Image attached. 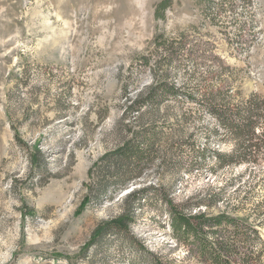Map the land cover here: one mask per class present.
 Instances as JSON below:
<instances>
[{
	"label": "rangeland",
	"instance_id": "rangeland-1",
	"mask_svg": "<svg viewBox=\"0 0 264 264\" xmlns=\"http://www.w3.org/2000/svg\"><path fill=\"white\" fill-rule=\"evenodd\" d=\"M162 79L176 93L137 113V93ZM203 91L264 96V0H0V264H131L135 240L183 258L160 200L170 196L256 228L264 264V160L186 171L196 155L186 141L231 147L208 133L206 106L185 98ZM139 132L155 138L152 159L110 197L103 157ZM144 185L158 194L127 209L131 234L86 249Z\"/></svg>",
	"mask_w": 264,
	"mask_h": 264
},
{
	"label": "trees",
	"instance_id": "trees-1",
	"mask_svg": "<svg viewBox=\"0 0 264 264\" xmlns=\"http://www.w3.org/2000/svg\"><path fill=\"white\" fill-rule=\"evenodd\" d=\"M185 43L181 42L182 45ZM171 54L174 52H170ZM167 92L176 93L175 85L164 79L155 80L151 85L140 89L132 104L137 106L138 113L141 106L158 101ZM200 96L197 100L194 93L189 92L185 98L206 106L208 113L215 118L208 133L213 134V138L219 141L230 143L231 147L229 151L221 152L215 148H198L194 141H186L191 144L189 147L192 153L196 154L189 161L186 171L204 167L214 174L220 168L229 167L231 164L256 165L264 160V96L252 94L236 103L219 91H203ZM134 137L103 157V161L108 163L107 166L114 168L113 194L110 197L121 189L125 190L133 180L139 179L143 174L142 165H149L152 159L149 152L154 145V136L139 132ZM39 152L35 150L38 155ZM157 190V187L146 185L132 188L123 198V206L126 207L122 214L99 224L91 241L85 246L86 249L108 235H130V225L134 218L127 209L131 205L140 207L144 202L153 201L157 197ZM160 200L164 202V211L168 217L170 240L184 249V257L160 255L148 248L143 241L135 240L130 243L131 264H184L187 258L194 259L198 264H259L258 252L252 247L261 241L256 228L232 216H215L202 211V206H210L205 200L176 202L171 196ZM27 213H32L30 208Z\"/></svg>",
	"mask_w": 264,
	"mask_h": 264
}]
</instances>
